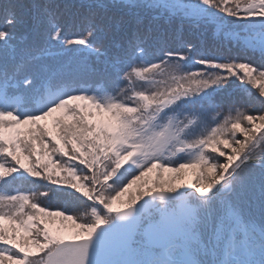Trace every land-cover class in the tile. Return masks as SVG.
<instances>
[{
	"label": "snow or ice",
	"instance_id": "snow-or-ice-1",
	"mask_svg": "<svg viewBox=\"0 0 264 264\" xmlns=\"http://www.w3.org/2000/svg\"><path fill=\"white\" fill-rule=\"evenodd\" d=\"M33 7L23 35L15 5L0 20V264H103L98 230L122 222L129 247L165 253L162 264H264V0ZM153 10L175 33L212 32L215 47L170 45L159 17L145 27ZM113 23L133 26L106 45ZM29 178L90 217L44 203L49 191H5ZM165 193L185 199L161 239L145 198Z\"/></svg>",
	"mask_w": 264,
	"mask_h": 264
},
{
	"label": "water",
	"instance_id": "water-1",
	"mask_svg": "<svg viewBox=\"0 0 264 264\" xmlns=\"http://www.w3.org/2000/svg\"><path fill=\"white\" fill-rule=\"evenodd\" d=\"M182 197L180 194H171L165 193L163 198H176ZM161 198L159 195L154 197H146L145 200L150 203L156 199ZM149 203V204H150ZM141 204H144V201H141ZM148 206V205H147ZM146 206V207H147ZM137 208H140V205H137ZM133 226L131 224H127L122 222L119 225H103L101 229L98 230V237H101L103 234V238H105L104 249L101 252L100 260L103 264H127V255H128V236L132 231ZM107 230V231H105ZM92 264H96V258L93 257Z\"/></svg>",
	"mask_w": 264,
	"mask_h": 264
},
{
	"label": "rangeland",
	"instance_id": "rangeland-1",
	"mask_svg": "<svg viewBox=\"0 0 264 264\" xmlns=\"http://www.w3.org/2000/svg\"><path fill=\"white\" fill-rule=\"evenodd\" d=\"M194 179H195V176L189 170V174L187 175V178H186V183L193 182ZM186 189H189V188H186ZM181 190H185V189H181ZM179 228H180V225H179V222H178L177 218H174V217L170 216V217L164 219L163 222L160 224V227L157 230V235L161 239H163L170 232L178 230Z\"/></svg>",
	"mask_w": 264,
	"mask_h": 264
},
{
	"label": "trees",
	"instance_id": "trees-1",
	"mask_svg": "<svg viewBox=\"0 0 264 264\" xmlns=\"http://www.w3.org/2000/svg\"><path fill=\"white\" fill-rule=\"evenodd\" d=\"M159 11V10H158ZM176 23H178V21L174 22V24L172 25L173 26V29L172 30H167V35H169V41L171 42H174L175 41V37H176V33L174 32V28H175V25ZM162 26L164 27H168V24L165 23V19L163 20L162 22ZM190 28H186L185 31L182 33L183 35V38L184 39H189L191 40L193 43H197L198 40L196 39V37L193 36V34H191V32L189 31ZM208 40V39H207ZM174 45V43H173ZM253 92H255V89H253ZM251 106H258L257 105V102L255 100V98L253 97L252 98V101H251ZM238 138H242V137H238ZM221 162H223V158H221ZM195 181V180H194Z\"/></svg>",
	"mask_w": 264,
	"mask_h": 264
}]
</instances>
